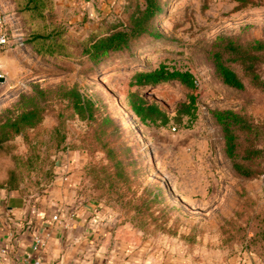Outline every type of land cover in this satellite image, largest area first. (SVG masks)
<instances>
[{
    "label": "rangeland",
    "instance_id": "1",
    "mask_svg": "<svg viewBox=\"0 0 264 264\" xmlns=\"http://www.w3.org/2000/svg\"><path fill=\"white\" fill-rule=\"evenodd\" d=\"M160 1L164 11L155 19L156 33L94 67L82 54L84 40L128 23L132 9L145 0H116L93 14L87 6L69 9L55 0L54 22L64 23L72 54L50 57L24 42L32 25L17 1L0 0L10 36L0 51L13 57L10 63L0 59L9 77L0 85V114L17 113L34 99L45 109L35 127L2 143L0 186L37 197L55 182L77 180L74 193L105 206L131 242L145 243L164 261L214 264L221 256L252 252L264 262V155L254 163L262 171L240 174L214 116L223 108L246 113L262 127L254 141L264 144V62L259 83L237 63L247 85L241 90L222 83L211 57L224 43L220 35L242 43L264 39V0ZM162 63L192 71L195 89L176 80L136 83V72ZM74 85L93 99V116L82 118L63 97L61 88ZM37 86L43 96L20 101ZM132 91L157 102L168 122L142 120L128 102ZM191 92L195 113L177 115ZM248 142L242 136L241 148Z\"/></svg>",
    "mask_w": 264,
    "mask_h": 264
},
{
    "label": "trees",
    "instance_id": "2",
    "mask_svg": "<svg viewBox=\"0 0 264 264\" xmlns=\"http://www.w3.org/2000/svg\"><path fill=\"white\" fill-rule=\"evenodd\" d=\"M16 1L18 10L20 13L28 15L26 22L32 25V30L24 42L32 45L38 54L45 57L72 54L71 48H68L64 23L62 21L54 22L52 11L55 0ZM163 11L164 6L160 0H145L143 5L138 3L131 11L128 23L113 24L109 29L99 30L86 38L83 42L82 54L88 57L94 67L99 66L111 53L129 48L135 40L144 34L156 33L152 28L155 25V19ZM218 38L224 43L218 42V46L211 51V57L217 76L222 83L241 90L247 87L244 77L236 68L237 63L242 65L244 71L250 74L253 81L259 83V80L263 78L260 64L264 62V39L255 38L247 43H242L225 35H220ZM135 79L136 83L147 86H155L171 80L179 81L193 90L196 86L192 71L170 69L164 63L154 69L136 72ZM36 88L35 94L22 93L20 101L25 98L32 100L38 95L43 96L45 91L39 86ZM61 89L63 97L69 100L75 112L79 113L82 118L94 115L93 99L86 96L76 85ZM128 102L144 121L160 120L166 123L169 120L168 113L157 102H149L139 92H130ZM195 103L196 95L191 92L189 101L181 103L177 115L194 114ZM44 111V107L37 104L34 99L32 104L24 105L17 113L8 109L0 114V147L4 141L15 137L27 128L35 127L44 117ZM214 116L221 126L225 151L232 159L235 169L244 176H252L262 171L263 168L258 167L257 171L254 165L258 158L264 155V144H257L254 141L259 135L261 137L262 127L254 124L246 113L233 108L216 109ZM242 136L250 141L243 149L241 148Z\"/></svg>",
    "mask_w": 264,
    "mask_h": 264
},
{
    "label": "crops",
    "instance_id": "3",
    "mask_svg": "<svg viewBox=\"0 0 264 264\" xmlns=\"http://www.w3.org/2000/svg\"><path fill=\"white\" fill-rule=\"evenodd\" d=\"M56 1L57 6L64 3L69 9L87 6L92 14L99 5L109 7L117 3L116 0ZM3 52L0 51V59L10 63L12 54ZM3 71L6 81L9 77L4 68ZM62 165L66 173L68 165L65 162ZM65 181L55 182L37 197L0 186V264H184L179 258L164 261L145 243L131 242L124 235L126 227L116 226L105 206L74 193L77 180ZM36 237L41 240L37 248ZM214 264L264 262L252 252H243L229 259L221 256Z\"/></svg>",
    "mask_w": 264,
    "mask_h": 264
},
{
    "label": "built area",
    "instance_id": "4",
    "mask_svg": "<svg viewBox=\"0 0 264 264\" xmlns=\"http://www.w3.org/2000/svg\"><path fill=\"white\" fill-rule=\"evenodd\" d=\"M9 42H10V36L7 27L5 26V16L0 7V49L4 48ZM2 77L6 78V75L3 71V65L0 63V85L5 81V80L4 81L1 80ZM197 82L198 79L195 78V83ZM57 217L58 215H54V218ZM40 241H41L40 238L36 237L34 247L37 248L39 246Z\"/></svg>",
    "mask_w": 264,
    "mask_h": 264
},
{
    "label": "water",
    "instance_id": "5",
    "mask_svg": "<svg viewBox=\"0 0 264 264\" xmlns=\"http://www.w3.org/2000/svg\"><path fill=\"white\" fill-rule=\"evenodd\" d=\"M5 79H6L5 77H2V78H1V80H3V81H4Z\"/></svg>",
    "mask_w": 264,
    "mask_h": 264
}]
</instances>
